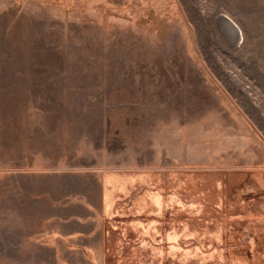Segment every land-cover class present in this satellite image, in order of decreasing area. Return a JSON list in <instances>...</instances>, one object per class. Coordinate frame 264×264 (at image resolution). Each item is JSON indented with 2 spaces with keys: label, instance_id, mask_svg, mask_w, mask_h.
Returning a JSON list of instances; mask_svg holds the SVG:
<instances>
[{
  "label": "rangeland",
  "instance_id": "obj_1",
  "mask_svg": "<svg viewBox=\"0 0 264 264\" xmlns=\"http://www.w3.org/2000/svg\"><path fill=\"white\" fill-rule=\"evenodd\" d=\"M0 264H264V0H0Z\"/></svg>",
  "mask_w": 264,
  "mask_h": 264
},
{
  "label": "bare ground",
  "instance_id": "obj_2",
  "mask_svg": "<svg viewBox=\"0 0 264 264\" xmlns=\"http://www.w3.org/2000/svg\"><path fill=\"white\" fill-rule=\"evenodd\" d=\"M224 20L219 18V22L223 26L224 35L230 46H238L243 39V31L238 23L228 13L222 14ZM222 29V28H221Z\"/></svg>",
  "mask_w": 264,
  "mask_h": 264
}]
</instances>
